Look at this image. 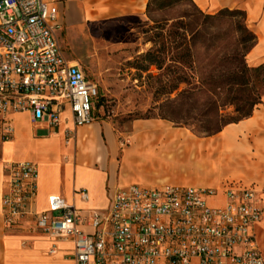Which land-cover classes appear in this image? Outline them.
<instances>
[{
	"label": "built area",
	"instance_id": "obj_1",
	"mask_svg": "<svg viewBox=\"0 0 264 264\" xmlns=\"http://www.w3.org/2000/svg\"><path fill=\"white\" fill-rule=\"evenodd\" d=\"M54 0H0V116L29 112L57 125L63 105L73 129L93 121L98 87L62 53ZM4 139L12 136L9 125ZM2 223L9 231L33 217L32 233L70 241L75 264H264L254 226L262 217L253 188H117L108 210H80L63 197L33 212L38 171L30 162L4 167ZM83 200L87 193L80 192ZM221 202L212 205L208 199ZM54 249L51 253H54Z\"/></svg>",
	"mask_w": 264,
	"mask_h": 264
},
{
	"label": "rangeland",
	"instance_id": "obj_2",
	"mask_svg": "<svg viewBox=\"0 0 264 264\" xmlns=\"http://www.w3.org/2000/svg\"><path fill=\"white\" fill-rule=\"evenodd\" d=\"M158 2L149 0L150 7L140 19L101 22L86 29L62 27L57 33L65 58L76 63L98 87L91 124L99 123L111 128L118 147L114 162L117 177L126 183L151 188L171 185L215 188L229 182L251 183L238 173V159L233 158L232 147H201L218 135L200 136L189 127L155 117L158 111L154 109L163 101L160 96L154 97V91L165 85H175L183 77L193 84L198 69L242 64L251 67L244 48L249 44L240 41L244 34L234 28L235 24L246 26L244 17L227 15L205 32L203 41L209 38L210 32L225 33L215 41L214 53L210 55L201 49L193 50L192 58L182 60L183 46L180 44L189 41L192 33L204 22L205 26L209 24L203 16L217 13L199 12L188 0L172 2L164 8H160ZM150 50H159L163 59L162 69L151 66L144 72L142 68L147 63L142 56ZM233 50L238 56L230 66L224 58ZM242 53L245 56L241 58ZM213 57L219 62H213ZM184 86L180 85L179 89ZM261 92L264 93V86ZM174 96L175 93L171 95L172 98ZM231 112L232 108L225 111ZM3 121L0 116L2 139ZM153 131L170 132L171 135L169 138L166 135L157 137ZM99 142L104 147L106 138L99 137ZM208 202L219 204L216 198L208 199ZM260 235L257 234V239L262 245Z\"/></svg>",
	"mask_w": 264,
	"mask_h": 264
},
{
	"label": "crops",
	"instance_id": "obj_3",
	"mask_svg": "<svg viewBox=\"0 0 264 264\" xmlns=\"http://www.w3.org/2000/svg\"><path fill=\"white\" fill-rule=\"evenodd\" d=\"M191 1L204 13L214 14L225 9L243 12L247 28L255 36L254 45L247 53L248 65L257 67L264 64V0ZM148 2L54 0L53 4L57 8L62 27L68 29L79 26L86 29L101 22L143 18ZM62 110L58 124L53 126L47 122L33 121L29 112L3 117L2 131L4 126L9 125L12 136L9 139L0 138V264H75L72 243L52 241L41 233L30 232L29 226L33 223L31 216L12 230L4 229L1 199L5 185L4 167L7 163L24 161L36 165L37 193L32 205L35 213L47 208V198L52 195L63 197L77 209L103 212L109 209L117 188L139 185L126 183L117 177L114 162L118 147L108 125L93 123L73 129L68 105H63ZM152 134L157 137L166 135V138L171 135L164 131H153ZM216 135L217 138L203 143L201 147L233 148L232 156L238 159V173L251 183L228 184L251 187L257 191L261 199L262 217L254 226V234L264 254V94L250 117L226 126ZM99 137L106 138L104 147L100 146ZM228 184L213 188L220 189ZM81 191L87 193V200L81 198ZM217 201L221 202L220 199ZM258 233L261 234L262 245L258 242ZM52 249L54 253H51Z\"/></svg>",
	"mask_w": 264,
	"mask_h": 264
},
{
	"label": "trees",
	"instance_id": "obj_4",
	"mask_svg": "<svg viewBox=\"0 0 264 264\" xmlns=\"http://www.w3.org/2000/svg\"><path fill=\"white\" fill-rule=\"evenodd\" d=\"M155 1H159L158 6L164 8L179 0H152V2ZM188 1L200 12L191 0ZM149 7L148 3L146 11ZM235 14L241 15L245 19L243 12L227 9L221 10L215 15L203 16L204 21L209 24L205 26L206 22H204L200 29L192 33L189 41H183L180 44V47L183 46L181 59L192 58L193 50L198 49L203 50L205 54L214 53L216 50L215 41L224 37L225 33L210 32L209 38L203 41L202 39L206 36L205 32H209L212 25H216L217 21L223 17ZM234 28L244 34L240 37V41L243 44H249L244 47L245 52L248 53L255 42L254 34L246 26L235 24ZM235 41L239 42L238 39ZM237 56L238 54L233 50L224 60L231 66L232 61L237 60ZM244 56V53L240 55L241 58ZM142 59L147 63L142 71H147L151 66H155L158 70L162 69L163 59L159 55V50L148 51L142 56ZM213 62H219V60L213 57ZM137 69L139 70V67ZM195 74L196 80L193 84L183 77L175 85H165L154 91V97L163 98V101L154 108L158 111L155 117L178 126L189 127L200 136L212 137L220 133L226 126L250 117L262 101L264 64L257 67H248L244 64L237 67H204L198 69ZM180 85L185 86L180 90ZM173 93L175 96L172 98ZM229 108H232V112L225 113Z\"/></svg>",
	"mask_w": 264,
	"mask_h": 264
}]
</instances>
